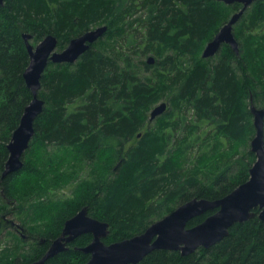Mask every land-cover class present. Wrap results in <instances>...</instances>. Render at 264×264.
Masks as SVG:
<instances>
[{
    "label": "trees",
    "instance_id": "1",
    "mask_svg": "<svg viewBox=\"0 0 264 264\" xmlns=\"http://www.w3.org/2000/svg\"><path fill=\"white\" fill-rule=\"evenodd\" d=\"M239 7L238 2L218 0H4L0 6V175L8 156L6 144L31 99L22 76L28 52L21 34L30 33L31 43L54 34L61 50L91 28L104 24L107 29L75 62L48 63L38 92L44 107L34 120L24 154L34 144L41 152L48 145L74 147L79 159H98L93 179L75 187V199L51 208L50 220L35 237L27 235L30 251L14 259L4 254L0 264H29L41 257L64 221L83 206L89 215L108 223L104 242L110 243L143 232L191 198L216 200L248 179L255 159L248 149L254 135L249 96L254 103L258 95L264 100V0L254 1L237 21L244 17L239 34H234L238 53L222 44L214 61L196 59L202 45L229 19L226 14ZM149 55L153 64L146 62ZM258 83H263L261 93ZM163 98L170 109L167 106L150 120L148 112ZM152 121L156 126H149ZM210 136L215 138L212 153L202 152L186 168L193 146H202ZM44 154L40 161H32L35 168L23 161L21 169L0 177L4 201L13 195L14 178L27 168L33 174L21 178L23 198L44 190L37 182L40 174L50 182L61 183L58 175L63 173L69 179L68 160L57 157L45 162ZM75 162L81 163L77 170L85 165ZM211 213L194 217L187 226ZM90 240L91 235H82L75 247L82 248ZM76 248L59 252L45 264H84L89 256ZM136 264H264V219L254 216L234 223L209 248L186 255L155 249Z\"/></svg>",
    "mask_w": 264,
    "mask_h": 264
},
{
    "label": "water",
    "instance_id": "2",
    "mask_svg": "<svg viewBox=\"0 0 264 264\" xmlns=\"http://www.w3.org/2000/svg\"><path fill=\"white\" fill-rule=\"evenodd\" d=\"M218 1L225 4L238 2L241 8L232 13L213 37L206 42L201 53L203 58L215 55L222 44L229 45L238 53L239 47L233 33V26L244 10L256 0ZM3 2L4 0H0V6ZM106 29L104 24L91 28L71 38L61 50L57 49V37L54 34L45 35L36 44L30 42L32 37L30 33L21 34L28 52V64L22 76L26 87L31 92V99L24 106L18 125L6 144L8 156L1 171V178L18 171L23 166L22 156L33 136L34 120L44 107V101L38 92L42 73L48 63L75 62L90 44L104 36ZM146 62L153 64L154 57L147 56ZM166 109L165 101L155 104L149 113L150 120L161 115ZM249 110L254 128V135L250 140V151L255 154V161L248 170V179L231 192L216 200L191 198L160 219L153 221L143 232L110 243L104 242L109 233L108 223L90 216L87 206H83L64 221L61 233L50 242L44 254L29 264H45L48 259L67 250L66 244L82 234L91 235L90 242L80 248L81 251L89 254L84 264H136L155 249L178 250L180 254L186 255L199 247L209 248L221 241L234 223L253 217L255 208L260 209L258 217L261 220L264 219V108L255 105L251 94ZM211 210L215 211L202 221L193 226H187L189 220Z\"/></svg>",
    "mask_w": 264,
    "mask_h": 264
},
{
    "label": "rangeland",
    "instance_id": "3",
    "mask_svg": "<svg viewBox=\"0 0 264 264\" xmlns=\"http://www.w3.org/2000/svg\"><path fill=\"white\" fill-rule=\"evenodd\" d=\"M251 7H249L247 10H250ZM239 8L238 9L236 8V9L239 10ZM247 10L246 12H248ZM227 11L228 9H226L225 13ZM230 14L231 13L226 14V19H228ZM243 22H244V17L238 23L236 22L234 24L233 33L235 34V36L239 34L238 31ZM256 31L257 30H255L254 32ZM32 43L36 44V42H32ZM204 46H205V43L202 45V47L200 48L197 54V57H196L197 60H199L200 58H203L201 53H202ZM209 58L211 61H214L215 59L218 58V54L217 55L215 54L211 57L203 58V59H209ZM256 85L258 86L257 92L261 93L262 92L261 90L263 88L262 87L263 83L261 84L258 83ZM161 101L167 102V106H168L167 110H169L170 103L168 102L167 98H163L157 103ZM255 104L258 107H264V100H263L262 95L257 96L255 100ZM148 113H150V111ZM149 126L150 127L156 126V122L155 121L150 122ZM214 141H215V138L210 136L206 140V143H203L202 146H199V144H197L196 146H193L192 153L191 151L189 152L191 156L189 158H191L192 161L186 162L185 167L191 168L194 162L196 161L197 157L204 151H205L204 153L210 155L212 151L214 150L213 149L214 144H215ZM133 143L134 141L131 140L130 145ZM173 144L174 143L169 142L168 146L172 147ZM243 146L244 145H241L240 148ZM249 148H250V141H248V149ZM26 150L24 151L22 157L24 159L23 161H25L26 163L29 162L30 167H34L32 164V161L34 160L40 161L41 158L39 156L45 152L44 154L46 156L44 158L45 162H47L48 159L50 158L63 157L66 160H68L71 170H70L69 179H66L67 176H65V173L58 175L60 178L58 180L63 184L59 183L57 180H53L50 182L48 181L50 179L48 180L46 179L47 180L46 181L45 179H43L45 176L40 174L39 175L40 178L37 180V182L39 186H42L44 188V190L34 191L33 193L23 198V193H22L23 180L21 178L26 177V176L30 178L33 174V173H29L28 171L29 169L27 168L26 170L23 171V174L21 176L14 178V185H13L14 190L11 191L13 195L12 196L10 195L9 198H7L5 201L0 197V256L7 254L10 257V259L20 257V254L21 255L26 254L32 248L30 247L32 242L31 240L28 239L29 236L26 239L21 238L19 233L13 229L11 222L15 225H18V226L21 225L24 227V231L21 230L23 236L24 235L27 236L31 234V236L35 237L38 231L42 230L40 229V227H42L46 221L50 220L49 218L52 216L51 208L55 207L59 202L64 201L66 199L68 200H72L73 198L75 199L76 198L75 196L76 191L74 190L76 189L75 187L79 186L81 183H83L84 181H87L88 179L89 180L93 179V175H92L93 170L99 163V162L95 163L96 161H98V159H95V157H93L92 159L88 157H85V158L82 157V159H79L80 155L77 153V150H75L74 147L62 148V147L48 145V146H45L44 152H41V150L36 148V145L34 144L32 147V150L28 152L24 157ZM34 150H36V152L34 153V157H33L32 153ZM67 150H69V152H67ZM242 150L244 151L245 148ZM102 158L107 159V156H104ZM212 158L213 157H211V159ZM254 158H255V154H254ZM108 159L109 161L112 160L110 155L108 156ZM210 160H208V162ZM74 161H80L82 163H85V165L82 169L77 170L78 165H81V163H76V162L73 163ZM45 167H47V164ZM41 172L44 173V170H41ZM64 184H67V185L63 187L62 185ZM18 191H20L22 194L19 195V193H17ZM28 191L30 192L31 189H28ZM0 194H1V188H0ZM13 210H16L17 212H19L20 217L19 215L16 216Z\"/></svg>",
    "mask_w": 264,
    "mask_h": 264
},
{
    "label": "flooded vegetation",
    "instance_id": "4",
    "mask_svg": "<svg viewBox=\"0 0 264 264\" xmlns=\"http://www.w3.org/2000/svg\"><path fill=\"white\" fill-rule=\"evenodd\" d=\"M249 6H250V5H249ZM211 211H212V213H213L215 210H211ZM211 211H210V212H211ZM259 211H260L259 208H255V209H253L254 216L258 217V213H259ZM205 213H206V212H205ZM205 213H204V214H205ZM204 214H202V215H204ZM199 216H201V215H199ZM206 216H207V215H206ZM206 216H205V217H206ZM254 216H253V217H254ZM205 217H204V218H205ZM204 218H203V219H204ZM251 218H252V217H251ZM258 218H259V217H258ZM259 219H260V218H259ZM260 220H261V219H260ZM11 225H12L13 229L16 230V231L21 235V237H22L23 239H25V238L27 237V236H25V235H24V236L22 235V231H21V230L24 231V228H23L21 225L19 226L20 228H18V226L15 225V224H13L12 222H11ZM61 230H62V228H61ZM61 230H60V232L58 233V235H56V237L59 236V234L61 233ZM82 235H90V234H82ZM82 235H79V236H77L73 241L68 242V243L66 244V246H67L68 248H71V247H72V249H75L76 247H75L74 242H75L76 239H78V238L81 237ZM88 243H89V242H88ZM49 244H50V242H49ZM49 244L47 245V248H48ZM47 248H46V249H47ZM199 248H203V247H199ZM199 248H198V249H199ZM76 249L80 250V248H76ZM67 250H68V249H67ZM80 251H81V250H80ZM82 252H83V251H82ZM83 253H84V252H83ZM85 254H88V253H85ZM88 256H89V254H88Z\"/></svg>",
    "mask_w": 264,
    "mask_h": 264
}]
</instances>
